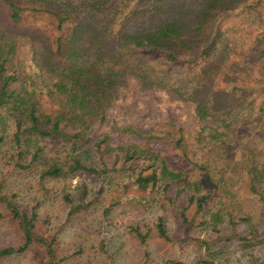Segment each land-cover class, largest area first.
I'll use <instances>...</instances> for the list:
<instances>
[{"label": "rangeland", "instance_id": "rangeland-1", "mask_svg": "<svg viewBox=\"0 0 264 264\" xmlns=\"http://www.w3.org/2000/svg\"><path fill=\"white\" fill-rule=\"evenodd\" d=\"M15 1L24 5L23 0ZM175 1L177 12L173 16L181 30L173 40L177 44L175 54L178 61L192 64L186 62L174 68L163 61L157 66L144 52L131 53L127 59L153 66L154 74L164 68L166 74L159 80L181 91L161 84L140 86L131 70L119 78L116 98L108 109V125L97 131L107 129L112 140L120 144L135 143L161 152L171 169L186 175L192 189L196 187L197 193L211 195L204 213L207 225L201 228L182 223L178 210L167 205L172 189L165 195L144 192L120 177L119 172L110 173L104 183L89 172L65 180L41 179L38 168L7 170L0 163L1 191L21 211L30 212L38 202V230L49 239L54 238L57 259L65 258L59 264H177V261L203 264L201 261L208 252L202 240L210 243L214 252L219 248L218 257L210 264H248V258L254 255L264 260V0ZM31 2L35 5L26 3L27 8L35 7L41 12L26 10L20 23L11 22L6 3H0V47L6 51L3 56L18 67L28 71L41 67L43 72H36L39 84L44 86L52 84L45 68L52 60L57 62L56 56L51 57L57 34L48 30L56 20L49 19L47 10L67 9L74 17L66 21L67 42L73 41L72 27L101 25L104 18L89 7L88 0H67V5L56 0ZM136 6L139 5L134 0H129L118 10L127 12ZM120 21L116 16L114 24H109L114 32ZM86 40L100 39L88 36ZM153 57L159 61L162 56L153 54ZM127 69L128 65L124 71ZM41 97L46 111L59 112V99L46 102L44 94ZM111 124L114 130H110ZM11 127L7 128L10 132ZM178 127L183 131L193 163L207 167L215 188L203 172L184 162L174 148ZM9 140L7 135L4 144H0V158L11 154ZM48 147L56 149L52 144ZM83 184L88 186L82 201L85 205L69 215L64 192L77 199ZM184 197L181 192L176 198L180 207L187 204ZM193 210V205L189 206L188 217H192ZM214 213L246 216L247 222L236 218L227 226L224 224L219 234L235 232L244 236L247 230H254L253 241L249 239L242 245L233 238L215 241ZM5 216V206L0 204V247L20 244L16 224ZM158 217L162 218L173 243L158 236L155 227ZM46 219L48 224H42ZM135 228L146 235L145 244L136 237ZM262 261L259 264H264ZM0 264L49 263L44 249L35 244L22 254L0 257Z\"/></svg>", "mask_w": 264, "mask_h": 264}, {"label": "trees", "instance_id": "trees-1", "mask_svg": "<svg viewBox=\"0 0 264 264\" xmlns=\"http://www.w3.org/2000/svg\"><path fill=\"white\" fill-rule=\"evenodd\" d=\"M23 1L24 5H20L15 0H0V3H6L11 22L20 23L26 10L41 12L35 7H32V10L27 8L26 3L32 4L31 0ZM56 1H62L67 5V0ZM88 1H90L89 7L98 10L96 14L104 18L103 24L96 26L77 24L71 29L70 38L73 40L71 42H67L65 36L68 29L66 21L74 17L70 16L67 9L47 10L49 19L56 20L53 28L48 30L52 34H57L54 40L55 49L51 55L57 57L55 58L57 62L52 60L51 65L45 68L52 84L41 86L38 82L40 76L36 72L42 71L41 67L36 71L18 67L3 56L6 51L0 47V144H4L9 135L11 151L9 156L0 158L1 165L7 170L38 168L41 179L48 177L65 180L69 176L74 177L78 173L89 172L96 175L100 183H104L110 173L119 172L120 177L127 179L134 187L144 192L152 191L165 195L169 189H172L173 194L167 196L168 207H175L178 210L182 223L205 227L207 218L204 217V213L210 194H199L196 192V187L192 189L186 175L181 174L179 170L171 169L164 155L152 150L154 148L140 147L135 143L120 144L112 140L107 129L102 132L97 131L98 128L102 129L108 125V109L111 108V101L116 98L119 78L126 76L131 70H134L132 77L139 81L140 86L161 84L175 92L181 91L176 86L159 80L158 77L166 74L167 70L165 71L164 68L154 74L153 66L127 59L131 53L142 55L144 52L146 56H151L156 61L157 66L163 61L174 68L186 62L192 64V61H178V56L175 54L177 44L173 40L181 33L173 16L177 12L174 8L177 1L134 0L139 6L127 12L124 9L120 12L118 9L129 0ZM206 13L207 11L202 12L203 17ZM116 16L120 17L121 21L114 32L113 25L110 27L109 24H114ZM88 36H97L100 40H86ZM116 49L119 51L116 52ZM153 54L162 56L161 60L158 61ZM127 65L128 69L124 71ZM179 83L180 81L177 80L176 84ZM189 83L195 88L192 81ZM43 94L46 102L59 99L57 101L60 105L59 112L58 110L48 112L44 109L42 102L45 101L41 97ZM191 96L195 100L192 94L188 95L190 98ZM173 126L177 127L174 124ZM9 127L11 132L8 131ZM109 128L115 129L112 124ZM136 131L135 133L134 130L133 133L140 135L139 129ZM175 134L173 146L178 150L179 156L184 162L194 165L193 168L203 172L207 182L215 188L207 167L197 162L193 163L181 127L176 129ZM49 144L56 149L49 150ZM87 190V185H81L77 199L64 192L63 200L69 206V215L85 205L82 201L88 193ZM251 190L256 191L254 187ZM181 192L185 193L184 200L187 204L184 207H180L176 202ZM259 197L263 199L261 195ZM0 204L5 206V217L16 224L21 237L20 244L0 247V257L22 254L30 246L37 244L44 249L49 264H59L65 260L64 257L57 259L53 247L54 238L49 239L38 230L36 211L38 202L31 207L30 212L21 211L12 198L1 191L0 185ZM191 205L194 213L190 218L187 210ZM109 209V207L105 208V214ZM212 216L214 222L212 231L217 235L215 241L225 239L229 241L233 238L238 241V245H242L243 242L252 240L254 230H247L244 236L235 232L226 233L224 236L219 234L224 224L227 226L236 218L247 222L246 216H234L231 213L225 216L214 213ZM48 222L49 220L46 219L42 224L47 225ZM155 227L159 237L174 242L168 236L161 217L156 219ZM134 232L141 244H145L146 235L140 233L138 228H135ZM201 243L208 252L201 262L213 263L220 253L219 248L214 252L210 243L205 240ZM262 259V256L259 258L256 255L250 256L248 264H259ZM177 264L186 263L177 261Z\"/></svg>", "mask_w": 264, "mask_h": 264}]
</instances>
